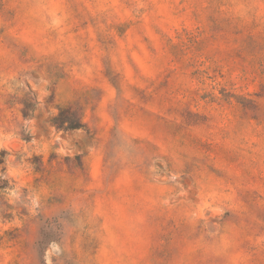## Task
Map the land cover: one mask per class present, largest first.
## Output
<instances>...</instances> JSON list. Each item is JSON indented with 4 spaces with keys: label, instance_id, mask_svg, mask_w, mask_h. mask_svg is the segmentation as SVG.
Segmentation results:
<instances>
[{
    "label": "rangeland",
    "instance_id": "obj_1",
    "mask_svg": "<svg viewBox=\"0 0 264 264\" xmlns=\"http://www.w3.org/2000/svg\"><path fill=\"white\" fill-rule=\"evenodd\" d=\"M3 151L0 264H264V0H0Z\"/></svg>",
    "mask_w": 264,
    "mask_h": 264
},
{
    "label": "trees",
    "instance_id": "obj_2",
    "mask_svg": "<svg viewBox=\"0 0 264 264\" xmlns=\"http://www.w3.org/2000/svg\"><path fill=\"white\" fill-rule=\"evenodd\" d=\"M30 110V107L25 103V109L23 111L24 115L29 116ZM53 124L57 129L65 131L83 129L85 127L82 115L78 110H75L72 107L60 108L59 114L53 119ZM0 155L4 158L6 152L3 151ZM40 243L41 242H39L38 245H40Z\"/></svg>",
    "mask_w": 264,
    "mask_h": 264
}]
</instances>
